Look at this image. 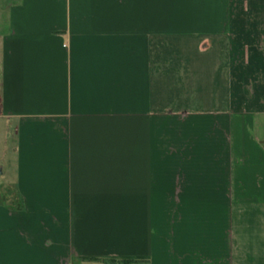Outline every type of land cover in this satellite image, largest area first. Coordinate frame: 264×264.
<instances>
[{
    "label": "crops",
    "instance_id": "crops-1",
    "mask_svg": "<svg viewBox=\"0 0 264 264\" xmlns=\"http://www.w3.org/2000/svg\"><path fill=\"white\" fill-rule=\"evenodd\" d=\"M3 5L0 264H264V0Z\"/></svg>",
    "mask_w": 264,
    "mask_h": 264
},
{
    "label": "rangeland",
    "instance_id": "rangeland-1",
    "mask_svg": "<svg viewBox=\"0 0 264 264\" xmlns=\"http://www.w3.org/2000/svg\"><path fill=\"white\" fill-rule=\"evenodd\" d=\"M7 0H0V8L4 6ZM12 143V138H8L5 135V124L0 121V194L5 190L3 189V177H7L8 182L14 180V168L12 166L13 155L11 152H8V148ZM6 161H9V165ZM4 164V165H3ZM13 185V184H12Z\"/></svg>",
    "mask_w": 264,
    "mask_h": 264
},
{
    "label": "trees",
    "instance_id": "trees-1",
    "mask_svg": "<svg viewBox=\"0 0 264 264\" xmlns=\"http://www.w3.org/2000/svg\"><path fill=\"white\" fill-rule=\"evenodd\" d=\"M91 261L104 260L106 262H117L119 264H136L143 260L142 257H120V258H89Z\"/></svg>",
    "mask_w": 264,
    "mask_h": 264
}]
</instances>
